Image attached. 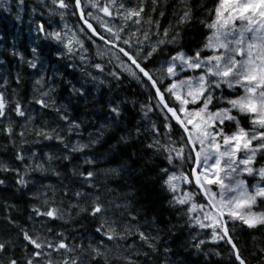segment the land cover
Instances as JSON below:
<instances>
[{
	"label": "snow or ice",
	"instance_id": "snow-or-ice-1",
	"mask_svg": "<svg viewBox=\"0 0 264 264\" xmlns=\"http://www.w3.org/2000/svg\"><path fill=\"white\" fill-rule=\"evenodd\" d=\"M148 2L139 0L133 6L125 0H39L49 17L57 16L64 21L66 16H73L80 26L70 27L65 22L53 28L50 22H39L36 31L42 39L61 45L67 54L79 53L81 61L90 59L88 45L96 44L98 39L103 47L96 45L95 56L99 59L89 66L103 78L92 72L88 76L100 84H122L130 78L144 87L147 97L140 108L143 117L150 121L151 132V142L146 147L162 154L175 169H161L164 186L172 193L171 203L182 210L188 225L199 230L191 241L195 250L205 258L215 255L223 259L226 253L228 264H249V256L254 264H264V163L257 166L258 156L264 161V0H217L207 13L210 18L199 21L208 34L202 47L191 54L175 47L182 40L184 26L195 19L187 0H181L183 7L163 30L160 20L165 11L160 10L159 19L153 18L160 0H150L151 9L146 12ZM0 7L10 9V0H0ZM16 10L20 19L25 0H17ZM31 52L30 60L15 49L11 55L38 72L41 67L38 49L33 47ZM166 54L168 58L154 71L149 61L154 64ZM189 70L197 75L183 76ZM21 79L18 73L17 86ZM35 84L41 86L37 89L40 94L29 103L56 112L66 127L34 126L30 110L19 99L7 95V79L0 81V133L8 141L0 147L4 150L11 147L12 159L19 161L23 169L0 161V173L13 174L17 190L28 187L32 182L28 178L33 173L43 175L49 171L34 151L25 154L26 144L40 143L41 138L55 140L71 153H78L100 140L96 137L87 144L65 143L63 133L80 135L81 124L61 113L52 95L54 85L45 86L43 76ZM225 89L229 95H225ZM73 92L83 94L82 89L73 88ZM217 92L219 102L214 104ZM12 95H17L16 89H12ZM110 110L114 116L121 114L119 105ZM150 114L160 117L159 125L151 121ZM13 116L22 118L18 131ZM242 119L250 127L242 126ZM226 122L233 131H225ZM140 135L137 129L136 137ZM29 136L33 139L29 140ZM120 139L127 143L128 137ZM53 159L47 155L49 164ZM63 159L70 160V156ZM84 162L96 164L94 158L86 157ZM188 162L194 167L186 174L182 169ZM196 169L200 172L196 173ZM52 171L59 176L55 169ZM73 175L82 176L84 184L96 190L94 170L83 173L74 169ZM245 175L256 183L249 187L241 178ZM190 176L195 177V191L183 187L193 184ZM0 186H6L5 179L0 178ZM90 195L73 192L76 203L70 207L78 208L75 215L93 219L94 241L69 243L64 232L51 237L53 230L47 226L48 221L67 222L72 214L48 197L42 207L32 208L34 215L29 216L32 223L28 227L20 224L11 212L5 213L3 219L9 231L0 238V264H154L161 251L160 230L145 229L140 215L127 204L102 202L99 195L88 199ZM110 206L125 211L119 216L110 214ZM201 233L209 239L200 238ZM243 236L252 237L248 255H244L245 250L239 245ZM208 243L218 245L220 250L205 248ZM170 251L163 248L166 257Z\"/></svg>",
	"mask_w": 264,
	"mask_h": 264
},
{
	"label": "trees",
	"instance_id": "trees-1",
	"mask_svg": "<svg viewBox=\"0 0 264 264\" xmlns=\"http://www.w3.org/2000/svg\"><path fill=\"white\" fill-rule=\"evenodd\" d=\"M13 2L17 3V0H13ZM187 2L191 6L195 19L191 24L184 26L182 40L175 47L191 54L202 47L208 34V29L199 21L210 18L207 13L215 7L217 0H187ZM125 3L135 6L139 0H125ZM29 6V3L25 2L26 12L22 20L24 23L27 19L25 15L31 10L27 8ZM182 7L181 0H160L153 18L159 19L160 10L165 11L163 19L160 20L161 30L175 20L174 14L179 13ZM150 9L151 2L149 0L146 12ZM14 16L12 14L4 15L0 8V61L3 62L0 63V81L7 79V95L13 99H19L30 110L31 116L35 118L34 126L40 127L42 124H48L49 126L66 127L63 121L58 120L56 112L50 109L41 110L39 105L29 103L34 96H39L40 93L37 89L41 86H37L35 80L43 76L45 86H55L52 95L55 97L57 105L61 107V113L67 114L70 120L81 124L80 135L63 133L65 143L75 144L79 141L81 144H87L89 143L88 131L99 127V136H97L100 137V140L99 143L85 149L84 152L78 153H71L70 150L64 148L57 149L55 144L58 142L55 140L47 141L41 138V143L26 144L24 146L25 154L34 151L37 158L42 159L46 167H49V171L43 175L33 173L28 178L32 182L27 188L20 190H17L18 186L15 184L13 174L0 173V178L6 180V186H0V238L9 231L3 219L5 213L11 212L20 224L28 227L32 223L29 216L34 215L32 208L42 207L43 200L51 197L56 202L59 200L57 206L64 207L72 215L67 223L49 220L47 226L51 227L55 233L64 232L65 236L68 235L69 243L94 241L96 225L93 219L84 214L75 215L78 208L70 207V204L76 203L73 192L80 191L90 193L88 199L99 195L102 202L114 200L120 204H127L130 209L140 215L141 224L145 229L153 232L159 229L161 251L154 264H166V259L167 264H228L226 253H224L223 259L215 255L205 258L195 250L191 241L199 230L190 227L182 210L171 203L172 194L164 186V174L161 169L169 168L171 171L173 170L172 165L168 164L162 154L154 153L146 147L151 142V132L148 130L150 121L143 117L140 108L146 101L147 92L145 89L130 78L125 79L122 84L116 82L100 84L98 81H94L95 85L89 83L82 87L84 79L81 77L84 78L88 75L89 69L86 70V67L80 65L78 66L81 69L77 67V64L80 63L77 56H66L59 46H54L51 41L42 39L39 34H32V32L29 34L30 29L27 28V25L25 26L21 21L15 22ZM10 18L12 20H9ZM30 26L32 27V24ZM33 47L38 49L37 55L41 65L38 72L29 68L26 63H21L18 56L11 55L12 50L15 49L18 53L23 54L25 60H30L33 58L31 52ZM167 58L166 54L156 60L154 64L153 61H149V64L154 68ZM73 63L76 65L74 69H78L77 71L70 68L69 64ZM18 73L22 78L19 86L15 82ZM93 74L96 75V73ZM91 81L93 80L91 79ZM73 88L82 89L83 94H76L73 92ZM12 89H16L17 95H12ZM116 105H119L121 110L118 117L114 116L110 110ZM150 117L152 122L160 124L158 115L150 114ZM13 120L18 131L22 118L13 116ZM241 123L247 124V120L242 119ZM225 127L233 129L229 123ZM137 129L141 131L139 138L136 137ZM121 137H128L127 143L121 142ZM28 139L32 140L33 137L29 136ZM7 143V138L0 133V146ZM49 154L54 157L50 164L47 162ZM13 156L14 152L11 147L8 150L0 147V161L11 162L14 166L21 167L19 161L12 159ZM64 156H70V160L63 159ZM86 157L94 158L96 164L94 166L86 164L84 162ZM26 163L30 162L26 161ZM261 163L260 157H258L257 165ZM52 169H55L59 176L53 174ZM74 169L83 173L94 170L96 172L94 178L96 190L87 187L82 176L71 174ZM21 170H23L22 167ZM116 172L119 175H116ZM78 183H82V185ZM65 192L67 195L64 194ZM44 193L48 194L47 197ZM65 200H68L67 203L64 202ZM197 200H200L199 196ZM6 205L12 207L8 208ZM110 207L112 209L110 214L115 213L117 216L125 211V209H117L114 206ZM239 235L237 232L238 237ZM200 238L208 239L203 233L200 234ZM259 239L260 234L257 233V240ZM239 245L242 250H245L244 255H248L252 248V237H241ZM164 247L171 250L167 257L163 252ZM205 248L220 250L218 245L212 243L206 244ZM249 264H254L251 256H249Z\"/></svg>",
	"mask_w": 264,
	"mask_h": 264
},
{
	"label": "rangeland",
	"instance_id": "rangeland-1",
	"mask_svg": "<svg viewBox=\"0 0 264 264\" xmlns=\"http://www.w3.org/2000/svg\"><path fill=\"white\" fill-rule=\"evenodd\" d=\"M25 2H28L29 3V7H27V8H29V9H31L29 12H28V14H26L25 16H27V19H26V25H28L29 27H31L30 26V24L28 23V21L32 24V30H31V32H32V34H38L37 33V31H36V24H37V21H39V22H50V24H51V26L53 27V28H55V26H57V25H63V23H67L70 27L71 26H73V25H75V26H77V27H79L80 25H79V22L77 21V19H76V17H73V16H66L65 17V20L64 21H61L60 19H59V17H57V16H52V17H49V14H48V12L40 5V3H39V0H25ZM10 3H11V8L10 9H8L7 10V14L8 15H15L16 16V3L15 2H13V0H10ZM35 9V12H33L32 11V9ZM25 12H26V10H24L23 12H21L20 13V17L23 19V16H24V14H25ZM36 12L38 13V14H40V16H38L37 14H36ZM43 12V15H41V13ZM4 13V12H3ZM5 14V13H4ZM93 23H94V25H95V22L93 21ZM46 27H49V23H46V25H45ZM98 27V26H97ZM98 30H99V28H98ZM49 41H51V40H49ZM53 44H54V46H59V48L65 53V55L66 56H70L69 54H67L66 53V51L63 49V47L61 46V45H58L56 42H54V41H51ZM97 44H100L102 47H103V45H102V42L101 41H96V44H92V45H88V47H89V51H88V53H87V56L90 58V59H86L85 61H81L80 60V58H79V56H80V54L79 53H76V54H74L75 56H77V60H78V62L80 61V63L79 64H77V67L79 68V66L78 65H80V66H82V67H86V70H88L89 72H91L92 71V73H96L97 74V76L99 77V78H103V77H101L100 76V74L99 73H97L96 72V70L95 69H93V68H91L89 65H90V63L91 62H94L95 60H97V59H99L98 57H96L95 56V53H96V45ZM102 62V61H101ZM69 66H70V68L71 69H73V70H75V71H77L78 69H74V66H76L74 63L73 64H69ZM159 66H160V63L156 66V67H154L153 69H154V71H155V69H157V68H159ZM79 69H81V68H79ZM84 72V71H83ZM195 75H197V73H195V72H193V71H191V70H189V71H187V72H185V73H183V76H195ZM81 79H84L83 80V82H82V87L84 86V85H88L89 83H94V85H95V82L94 81H91V78H90V76H88V75H86V76H84V78H82L81 77ZM73 81H75L74 79H73ZM134 81V80H133ZM98 82H99V80H98ZM137 83V82H136ZM106 84V83H105ZM94 85H92V86H94ZM81 87V86H80ZM143 87V86H142ZM144 88V87H143ZM219 95H220V93L219 92H217V99H214V101H213V103L215 104V103H218L219 101H218V97H219ZM225 95H229V92H228V90L227 89H225ZM144 120V119H143ZM227 123V122H226ZM242 124V123H241ZM230 125V124H229ZM242 126H244V127H250V125L247 123V124H242ZM100 128V127H99ZM99 128H96V129H91V131L89 132L88 131V135H89V138H88V140L90 141L91 139H94V138H96V136L98 135L99 136V131H98V129ZM145 129H146V127H145ZM147 130V129H146ZM148 130H149V128H148ZM233 130V129H232ZM232 130H230L229 128H226L225 127V131H227V132H231ZM86 134V133H85ZM97 136V137H98ZM41 143V142H40ZM80 143V142H79ZM70 144H74V143H70ZM55 146L57 147V149H63V146L60 144V143H57V144H55ZM51 150H53V148H50ZM65 149V148H64ZM67 150H69V149H67ZM46 153H48V152H46ZM27 154H29V153H27ZM243 153H241V155H242ZM46 158V157H45ZM260 162H262V163H264V161H262L261 160V158H260ZM192 164H191V162H188V163H186L184 166H183V171L187 174V173H190L191 172V170H192V167L190 168L189 166H191ZM257 166H259V165H257ZM194 167V166H193ZM172 171V170H171ZM196 171H197V173H199L200 172V169H196ZM71 174H73L72 172H71ZM242 179H245L247 182H248V184H249V187H251L253 184H255L256 183V181H254L251 177H249V176H247V175H245V176H243V177H241ZM78 184H80V185H82V183H78ZM183 187H184V189L185 190H187V191H193V189H192V187L189 185V184H185V185H183ZM212 188H213V190H218V188H217V186H212ZM94 197V196H93ZM67 201L68 200H65L64 202H66L67 203ZM114 201V200H113ZM116 203H117V201H115ZM62 203V202H61ZM57 204H59V200H57ZM60 207V206H59ZM63 210H65L64 209V207H61ZM66 211V210H65ZM65 222V221H64ZM65 223H67V222H65ZM55 235H56V233L54 232V231H52V233H50V236L51 237H55ZM206 236V235H205ZM66 238H69V236L68 235H66L65 236ZM207 237V236H206ZM208 239H209V237H207Z\"/></svg>",
	"mask_w": 264,
	"mask_h": 264
},
{
	"label": "bare ground",
	"instance_id": "bare-ground-1",
	"mask_svg": "<svg viewBox=\"0 0 264 264\" xmlns=\"http://www.w3.org/2000/svg\"><path fill=\"white\" fill-rule=\"evenodd\" d=\"M0 8H1L2 13H3V12L5 13V14L3 13L4 15L9 16V15L6 13L7 10H5L3 7H0ZM3 9H4V10H3ZM36 14H37L38 16H40V14H38L37 12H36ZM9 20H12V19L10 18ZM22 20H23V19H22L21 17H20V19H17V17L14 16V21H15V22H18V23H19V22L21 21V23H24V22H22ZM26 22H27V21H26V19H25V23H24L25 26H26ZM21 23H20V24H21ZM28 23L31 25V23H30L29 21H28ZM19 26H20V25H19ZM94 26H95V25H94ZM27 28L30 29V31H29V34H30L32 29H31L28 25H27ZM96 41H99V40L97 39ZM3 44H4V43H3ZM160 64H161V63H160ZM153 70H154V69H153ZM94 75H95V74H94ZM96 75H97V74H96ZM131 80H132V79H131ZM97 81H98V80H97ZM134 82H135V81H134ZM139 85H140V84H139ZM190 167H193V165H191ZM172 169H173V168H172ZM170 193H171V192H170ZM171 194H172V193H171Z\"/></svg>",
	"mask_w": 264,
	"mask_h": 264
},
{
	"label": "water",
	"instance_id": "water-1",
	"mask_svg": "<svg viewBox=\"0 0 264 264\" xmlns=\"http://www.w3.org/2000/svg\"><path fill=\"white\" fill-rule=\"evenodd\" d=\"M194 179H195V177H194Z\"/></svg>",
	"mask_w": 264,
	"mask_h": 264
}]
</instances>
